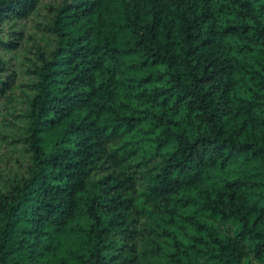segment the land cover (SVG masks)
<instances>
[{
  "label": "trees",
  "instance_id": "16d2710c",
  "mask_svg": "<svg viewBox=\"0 0 264 264\" xmlns=\"http://www.w3.org/2000/svg\"><path fill=\"white\" fill-rule=\"evenodd\" d=\"M0 140V264H264V0H0Z\"/></svg>",
  "mask_w": 264,
  "mask_h": 264
},
{
  "label": "rangeland",
  "instance_id": "374dc122",
  "mask_svg": "<svg viewBox=\"0 0 264 264\" xmlns=\"http://www.w3.org/2000/svg\"><path fill=\"white\" fill-rule=\"evenodd\" d=\"M1 141V140H0ZM13 151H14V154L17 156V157H19V159L20 160H25V154L20 150L19 151V147H16V148H14L13 149ZM1 152H3V151H1ZM2 161H0V169L2 168Z\"/></svg>",
  "mask_w": 264,
  "mask_h": 264
}]
</instances>
